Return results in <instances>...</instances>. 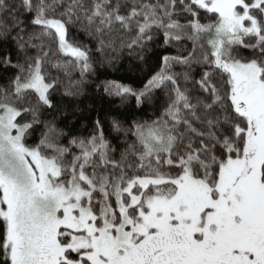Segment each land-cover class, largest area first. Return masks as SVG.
<instances>
[{
  "label": "snow or ice",
  "instance_id": "1",
  "mask_svg": "<svg viewBox=\"0 0 264 264\" xmlns=\"http://www.w3.org/2000/svg\"><path fill=\"white\" fill-rule=\"evenodd\" d=\"M0 264H264V0H0Z\"/></svg>",
  "mask_w": 264,
  "mask_h": 264
},
{
  "label": "trees",
  "instance_id": "2",
  "mask_svg": "<svg viewBox=\"0 0 264 264\" xmlns=\"http://www.w3.org/2000/svg\"><path fill=\"white\" fill-rule=\"evenodd\" d=\"M174 54V49L170 50ZM153 69V61L149 59L144 64L137 61L121 60L115 67H103L99 69V79H117L124 83H132L138 86L139 83L147 78ZM93 80L96 78L93 77ZM68 105L65 111L58 114V119L69 125H75L77 130L82 126L91 129V123L97 118L104 122L105 132L110 131L109 120L112 115L124 112L125 106H120V100L116 97L105 95L101 89L97 93L95 83L90 84L85 89V95L75 100H65ZM134 101L131 104L134 105ZM119 106V107H118ZM150 111V109H148ZM63 126V125H61Z\"/></svg>",
  "mask_w": 264,
  "mask_h": 264
}]
</instances>
